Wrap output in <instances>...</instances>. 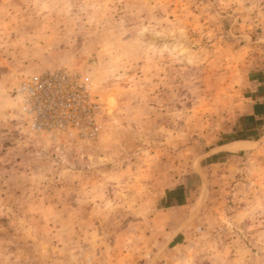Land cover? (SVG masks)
Returning <instances> with one entry per match:
<instances>
[{
  "label": "rangeland",
  "instance_id": "rangeland-1",
  "mask_svg": "<svg viewBox=\"0 0 264 264\" xmlns=\"http://www.w3.org/2000/svg\"><path fill=\"white\" fill-rule=\"evenodd\" d=\"M50 68L95 141L29 129ZM0 264H264V0H0Z\"/></svg>",
  "mask_w": 264,
  "mask_h": 264
},
{
  "label": "built area",
  "instance_id": "built-area-1",
  "mask_svg": "<svg viewBox=\"0 0 264 264\" xmlns=\"http://www.w3.org/2000/svg\"><path fill=\"white\" fill-rule=\"evenodd\" d=\"M29 129L78 142L100 135L103 104L90 83L66 68H50L21 76L14 91ZM106 111V110H105Z\"/></svg>",
  "mask_w": 264,
  "mask_h": 264
}]
</instances>
